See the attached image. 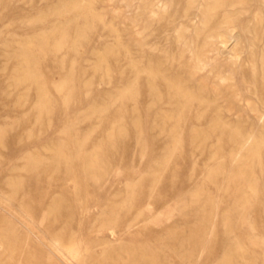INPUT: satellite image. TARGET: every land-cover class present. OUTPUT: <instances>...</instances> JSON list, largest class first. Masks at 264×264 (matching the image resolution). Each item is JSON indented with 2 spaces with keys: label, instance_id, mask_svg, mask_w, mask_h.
Segmentation results:
<instances>
[{
  "label": "rangeland",
  "instance_id": "obj_1",
  "mask_svg": "<svg viewBox=\"0 0 264 264\" xmlns=\"http://www.w3.org/2000/svg\"><path fill=\"white\" fill-rule=\"evenodd\" d=\"M40 1L0 3L3 15L0 18V58L5 45L3 39L24 40L39 33V23L35 18L39 11L45 9V0ZM54 1L62 5L71 0ZM95 1L94 12L100 15L105 25L117 31L125 46L131 48L132 34L141 37L143 50H147L144 51L145 56L150 50L155 54L161 53L180 29L185 30L186 40L192 47L180 57V62L193 63L196 61L193 49H201L206 41H213L214 46L206 47L202 65L193 81L203 82L207 87L216 84L222 90L233 89L235 100L231 109L225 99L221 97L218 100L221 120L232 125L240 123L244 137H257L259 127L264 124V115L262 119L258 118L248 109L256 102L252 87L245 78L250 81L252 71H255L257 86L264 79V25L260 26L253 20L255 14H264V0L251 1L246 11L237 13L236 21L227 25L225 36L216 32L209 37L201 35L198 38L195 32L202 26V6L189 8L187 0ZM145 3L149 8L148 15L138 16ZM231 8L229 5L228 9ZM161 14L172 20L170 28H157ZM148 16L152 19L151 29L145 31ZM219 17L214 19V24L220 22ZM255 25V33L246 31ZM255 35L257 39L251 43ZM114 40V34L107 29H94L82 49V61L91 63L93 54ZM168 52L170 57L178 55L174 46ZM178 58L175 56L176 60ZM9 72V66L5 67L0 62V97L13 90L9 86ZM58 80V75H53V81ZM120 86L121 81L116 77L109 85L99 81L95 84V93L112 92ZM21 92H14L7 103L0 101V264H135L145 255V259H155V264H264V210L255 208L259 192L255 197L250 194L247 200L244 199V206L238 210L235 205L242 201L241 197L228 194L232 188L227 187L224 175L217 174L213 182L204 179L208 170H215L217 163H223L232 150L216 138L208 139L204 149L191 147V132L205 127L204 120L184 119L175 144L167 131L161 132L154 126L156 114L168 111L167 102H160L149 115L141 111L133 115L129 106L123 107L124 117L111 132L115 137L114 143L107 145L104 140L110 132V125L104 126L98 117L84 118L88 105L73 107L69 104L63 116L54 106L49 121L42 123L33 110L36 98L29 99L21 108L17 105ZM53 103L62 104L60 100H52ZM141 104L146 105L148 101L141 100ZM69 119H75L73 137L84 140L82 151L89 153L98 149L97 163L104 169V174L97 171L95 177L86 178L88 188L77 197L80 201L75 220L63 232V217L56 220L55 214L31 212L27 203L29 188L36 181L41 182L43 189H47L53 198L59 197V188L53 181L55 171L63 176V187L70 193L75 192V184L65 176L63 166L53 159V150L67 141L62 126ZM136 119L140 125L135 129L132 123ZM12 141L15 145L11 144ZM214 155L215 160H212ZM165 160L167 165L163 169L160 165ZM46 164L51 165L49 170L42 168ZM155 169L158 172L152 175ZM254 179L256 189H261L264 185L263 167H254ZM169 180L174 187L166 192L163 185ZM196 191L214 201L209 215L205 214L203 224L199 226L195 221L201 214L200 208L192 207L187 215L182 212V206L189 203ZM200 205L205 206L206 201ZM79 213H82L80 218ZM227 215L228 220L225 221ZM63 216L66 218V213ZM51 223L52 228L47 229ZM198 228L204 232L200 243L191 240V235ZM63 233L65 236L58 238L57 250L47 253V242ZM36 250L34 258L26 256L28 251Z\"/></svg>",
  "mask_w": 264,
  "mask_h": 264
},
{
  "label": "bare ground",
  "instance_id": "obj_2",
  "mask_svg": "<svg viewBox=\"0 0 264 264\" xmlns=\"http://www.w3.org/2000/svg\"><path fill=\"white\" fill-rule=\"evenodd\" d=\"M10 1L0 0V3L8 5ZM251 1L254 2L256 0H187L186 5L189 8L202 6V26L196 29L195 37L198 38L201 35L209 37L216 32H222V35L225 36L227 34V25L236 21V14L246 11ZM95 2V0H71L67 4L63 3L64 5H60L54 0H45V9L39 11L35 18L39 23V33L24 40L14 38L3 39L5 45L0 62H3L5 67L9 66L10 68L7 76L9 86L13 90L5 92L4 96L0 97V101L7 103L9 96L14 92L22 91L19 93L17 102V105L21 108V105L29 99L36 98L33 110L37 119L42 121V123L49 121V114L51 108L54 106L59 109V114L63 116L69 104L73 107L88 105L87 111L83 114L84 118L92 119L93 117H98L104 126L110 125V132L107 133L104 140L107 145L114 143L115 137L111 132L114 130V125H119L124 117L121 110L123 107L129 106L132 109L133 115L139 111L149 115L160 102H167L169 105L168 111L156 114L154 126L158 127L161 132L167 131L176 144L178 141L176 136L183 126L182 121L184 119L204 120L205 127L199 129L197 126L198 129H194L191 132V147L194 149H204L208 139L216 138L218 142H223L232 148L225 161L217 163L215 170L209 169L207 177L205 176L206 178L204 179L208 182H213L217 174L221 173L224 175L227 179V187L232 188V191L228 194L241 197L242 201L235 205V208L238 210L244 206V199L247 200L250 194L255 197L258 191V202L255 208L257 211H263L264 185L261 189H256L254 167L264 168V124L259 127V134L254 139L251 136L244 137L240 123L232 125L221 120L222 110L218 100L221 97L225 99L229 109H231L235 100V91L233 89L222 90L216 84L207 87L203 82L195 83L193 81L195 73L202 65L206 47L214 46V42L208 40L201 49L196 50L194 48L193 55L196 61L193 63L180 62L183 54L186 51L192 50L190 43L186 40L187 35L185 30L180 29L174 33L167 48L161 50V53L155 54L150 50L145 56L144 51L147 50H143V40L141 37L137 34H132L130 37L131 48L125 46L117 31L113 27L105 25L100 15L94 12ZM229 5H232L231 10L228 9ZM148 9L145 3L144 9L138 16L148 15ZM218 16L221 17V20L219 23L214 24V19ZM2 17L3 15L0 13V18ZM151 20L148 16V24L145 26V31L151 29ZM253 20L260 26L264 25V14H255ZM172 25L173 22L168 16L165 14L159 16L157 21V28L159 30L170 28ZM98 27L107 29L114 34L115 40L110 45L104 47L102 51L97 50L93 54V61L91 63L83 62L82 49L87 44L86 39ZM256 27L257 25L252 30L246 28V31L250 33L254 31L255 33ZM262 28L264 29V26ZM256 39V35L253 36L251 43H254ZM172 46L177 48L178 55L172 54L170 57L168 50ZM175 56L179 57L178 60L175 59ZM174 66L177 69H174ZM53 75H58L59 80L54 82ZM115 77L121 81L120 88L112 92L109 90L104 94L95 93V84L97 82L100 81L109 85ZM250 78L252 82L248 78H245L247 79L245 82L249 83V86L251 85L256 103L249 105L248 109L254 112L258 118L262 119L264 115V79L262 78L261 85L257 86L255 71H252ZM145 99L148 101V104H141V100ZM52 100L54 102L60 100L62 104L53 103L52 105ZM74 122L75 119H69L63 124L62 131L68 138L67 141L59 144L53 150V159L56 164L63 166L65 176L70 177L75 184V192L70 193L65 186L63 187L61 184L63 176L55 171L53 181L59 188V192L57 193L59 197L53 198L47 189H43V184L36 181L29 188L30 195L27 203L28 209L31 212L45 211L46 214H55L54 218L56 220L63 217L61 224L63 232L75 220L79 207L77 203L80 201L77 197H80L81 193L86 192L88 188L86 178L95 177L97 171L101 175L104 174V169L97 163L98 149L85 153L82 151L84 140L73 137ZM139 125L138 119L132 123L135 129L139 128ZM11 144L15 145V141H12ZM211 159L215 160V155ZM161 164L160 166L164 169L167 165V160ZM50 166L46 164L42 168L49 170ZM157 172V169H155L152 175H155ZM173 187L174 184L171 180L166 181L163 185L166 192L171 191ZM204 200L206 201V205L201 206L200 204ZM157 202H160V200ZM213 202L212 199L206 198L202 192L196 191L192 194L189 203L182 206V212L184 215H187L192 207L200 208L201 214L195 221V225L199 226L203 224L206 217L205 214L209 215ZM229 204L231 205V203ZM64 213L67 215L66 218L63 216ZM81 215L82 213H79L78 217L80 218ZM224 220H228V215ZM51 228L52 223L48 225L47 229ZM64 234L58 235V237H54L47 242V253L52 254L57 250L59 246L58 238L60 236L64 237ZM191 236L192 241L200 243L203 240L204 232L201 228H198L194 230ZM257 237L259 236L257 235ZM1 247L2 245L0 244ZM36 252L37 250L28 251L26 256L32 259L35 257ZM234 252H236V255H239L237 253L238 250ZM145 256L138 258L135 264H155V259H145Z\"/></svg>",
  "mask_w": 264,
  "mask_h": 264
}]
</instances>
